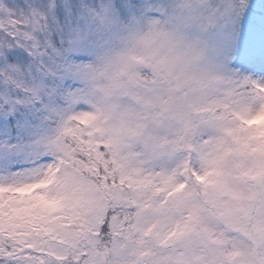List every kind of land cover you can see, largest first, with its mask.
I'll return each instance as SVG.
<instances>
[{"label": "snow or ice", "instance_id": "snow-or-ice-1", "mask_svg": "<svg viewBox=\"0 0 264 264\" xmlns=\"http://www.w3.org/2000/svg\"><path fill=\"white\" fill-rule=\"evenodd\" d=\"M261 117L264 0L0 3V264H264Z\"/></svg>", "mask_w": 264, "mask_h": 264}, {"label": "trees", "instance_id": "trees-1", "mask_svg": "<svg viewBox=\"0 0 264 264\" xmlns=\"http://www.w3.org/2000/svg\"><path fill=\"white\" fill-rule=\"evenodd\" d=\"M6 2V0H0V3ZM264 120V117H261L260 119L256 120L253 126H256L257 123H262ZM4 196L3 190H0V201H2ZM40 196V193L38 192L37 187H33L31 189L25 190V191H14L9 196V201L12 204H19L23 201H26L28 199H34L38 198ZM3 204L0 203V209H2ZM4 222L3 214L0 212V225H2ZM7 224L9 226V229L14 231L17 236L22 235V232L20 229L23 227L22 223L14 216L10 215L7 219Z\"/></svg>", "mask_w": 264, "mask_h": 264}, {"label": "rangeland", "instance_id": "rangeland-1", "mask_svg": "<svg viewBox=\"0 0 264 264\" xmlns=\"http://www.w3.org/2000/svg\"><path fill=\"white\" fill-rule=\"evenodd\" d=\"M250 126H253V125H250ZM254 127H256L257 129H259L261 132H264V120H263L262 123H257V125L254 126ZM24 166H26V165H16L13 170L15 171L16 169L21 168V167H24ZM47 186L48 185L35 186V187H37V188L45 187L46 188Z\"/></svg>", "mask_w": 264, "mask_h": 264}]
</instances>
